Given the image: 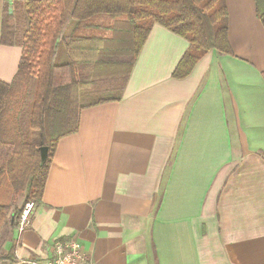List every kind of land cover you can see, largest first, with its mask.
I'll return each mask as SVG.
<instances>
[{"label": "crops", "instance_id": "crops-1", "mask_svg": "<svg viewBox=\"0 0 264 264\" xmlns=\"http://www.w3.org/2000/svg\"><path fill=\"white\" fill-rule=\"evenodd\" d=\"M225 3L232 53L210 49L175 78L189 41L154 23L120 99L79 109L29 225L1 226L0 264H41L70 237L92 264H264V28L254 0ZM90 20L78 57L100 75V37L124 28ZM20 56L0 43V80Z\"/></svg>", "mask_w": 264, "mask_h": 264}, {"label": "trees", "instance_id": "trees-1", "mask_svg": "<svg viewBox=\"0 0 264 264\" xmlns=\"http://www.w3.org/2000/svg\"><path fill=\"white\" fill-rule=\"evenodd\" d=\"M254 8L264 28V0H254ZM100 15L124 29L100 37L103 69L97 75L87 72L92 62L78 53L80 46L91 48L80 43L92 44L84 27ZM227 18L225 0H13L11 5L3 4L0 43L21 45V56L12 80H0V228L6 221L15 225L25 202L40 204L57 142L77 130L79 109L120 99L154 23L189 41L171 74L183 78L208 50L232 53ZM119 55L120 61L110 58ZM112 63H119L124 73L108 75L117 67ZM23 119L37 134L36 144L24 135ZM40 146L47 147L44 162ZM20 193L24 201L16 207Z\"/></svg>", "mask_w": 264, "mask_h": 264}, {"label": "built area", "instance_id": "built-area-1", "mask_svg": "<svg viewBox=\"0 0 264 264\" xmlns=\"http://www.w3.org/2000/svg\"><path fill=\"white\" fill-rule=\"evenodd\" d=\"M34 208L32 201L23 204L22 211L14 225L17 233H21L29 225ZM41 264H92V262L81 253L80 242L77 238L70 237L55 241L52 245V256Z\"/></svg>", "mask_w": 264, "mask_h": 264}, {"label": "rangeland", "instance_id": "rangeland-1", "mask_svg": "<svg viewBox=\"0 0 264 264\" xmlns=\"http://www.w3.org/2000/svg\"><path fill=\"white\" fill-rule=\"evenodd\" d=\"M119 56H111L110 58L111 59H117ZM33 85L34 84H31V90L33 89ZM30 100H31V94H30V96H29V99H28V101H27V109H28V106H29V103H30ZM27 115V114H26ZM25 115V116H26ZM22 128H23V133H24V135H26L27 137H28V139L29 140H31L33 143H37V134L35 133V132H33L30 128H29V126H28V124H27V122H26V120L25 119H23V123H22ZM24 199V195H23V193H20L18 196H17V198H16V202H15V205H16V207L17 206H21L22 205V203H23V200ZM12 213H11V211L8 213V219H9V217H10V215H11ZM16 219L17 218H15V221H16ZM10 226L12 227L13 226V229H12V232H14V229H15V226H14V224H10ZM9 231V230H8ZM7 231V232H8ZM15 231H16V229H15ZM16 232H14V234H15Z\"/></svg>", "mask_w": 264, "mask_h": 264}, {"label": "water", "instance_id": "water-1", "mask_svg": "<svg viewBox=\"0 0 264 264\" xmlns=\"http://www.w3.org/2000/svg\"><path fill=\"white\" fill-rule=\"evenodd\" d=\"M40 152V161L44 162L47 156V147L46 146H40L39 147Z\"/></svg>", "mask_w": 264, "mask_h": 264}]
</instances>
